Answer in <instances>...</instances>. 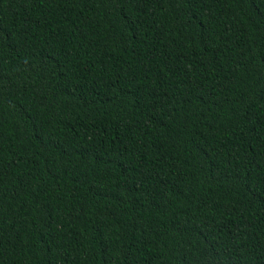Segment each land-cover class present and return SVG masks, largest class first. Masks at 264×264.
Instances as JSON below:
<instances>
[{
    "label": "trees",
    "instance_id": "1",
    "mask_svg": "<svg viewBox=\"0 0 264 264\" xmlns=\"http://www.w3.org/2000/svg\"><path fill=\"white\" fill-rule=\"evenodd\" d=\"M0 264H264V0H0Z\"/></svg>",
    "mask_w": 264,
    "mask_h": 264
}]
</instances>
